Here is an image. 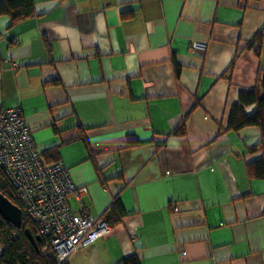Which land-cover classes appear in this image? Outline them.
Wrapping results in <instances>:
<instances>
[{"label":"crops","instance_id":"obj_1","mask_svg":"<svg viewBox=\"0 0 264 264\" xmlns=\"http://www.w3.org/2000/svg\"><path fill=\"white\" fill-rule=\"evenodd\" d=\"M35 7L16 26L0 17V113L20 108L44 161L87 189L75 211L126 212L68 264H264V178L249 170L264 138L229 130L261 90L264 0Z\"/></svg>","mask_w":264,"mask_h":264},{"label":"built area","instance_id":"obj_2","mask_svg":"<svg viewBox=\"0 0 264 264\" xmlns=\"http://www.w3.org/2000/svg\"><path fill=\"white\" fill-rule=\"evenodd\" d=\"M196 49L204 46L195 44L192 51ZM0 168L17 192L23 216L34 223L36 236L56 264H68L76 251L110 231L104 217H93L86 207H72V198L81 200L87 189L75 186L64 162H44L20 108L0 113Z\"/></svg>","mask_w":264,"mask_h":264},{"label":"trees","instance_id":"obj_3","mask_svg":"<svg viewBox=\"0 0 264 264\" xmlns=\"http://www.w3.org/2000/svg\"><path fill=\"white\" fill-rule=\"evenodd\" d=\"M1 16L9 17L12 26L32 19L37 16L35 0H2L0 1ZM255 42L257 41L255 40ZM253 44L254 40L249 42L247 47L249 48ZM250 105L256 107V111L253 114H248L245 109ZM247 127L259 128L262 139L264 138V75L261 79V90L254 89L242 94L241 103L235 105L230 115V131H239ZM185 131V128L182 127L183 134H185ZM45 163L52 164L54 162ZM249 170L254 172L252 174L255 177L264 178L263 160L255 163V166H252ZM0 193L12 204L21 207L16 190L6 179L1 168ZM103 217L110 226H113L122 222L126 217V212L120 201L115 200ZM27 229H30L35 236L37 235L35 225L29 218L23 217L22 228L18 229L0 216V264H56L54 257L44 250L42 242L39 241L37 247L33 244L26 234ZM122 264H139V260L134 255L127 258Z\"/></svg>","mask_w":264,"mask_h":264},{"label":"water","instance_id":"obj_4","mask_svg":"<svg viewBox=\"0 0 264 264\" xmlns=\"http://www.w3.org/2000/svg\"><path fill=\"white\" fill-rule=\"evenodd\" d=\"M0 216L8 223L14 225L16 228L21 229L23 225V212L20 207L12 204L6 197L0 193ZM27 236L37 247L40 238L35 236L30 230H26Z\"/></svg>","mask_w":264,"mask_h":264}]
</instances>
